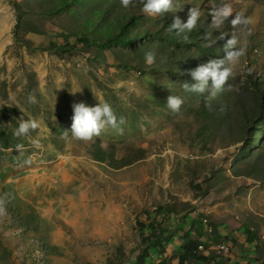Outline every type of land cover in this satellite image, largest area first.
I'll use <instances>...</instances> for the list:
<instances>
[{
  "label": "rangeland",
  "instance_id": "obj_1",
  "mask_svg": "<svg viewBox=\"0 0 264 264\" xmlns=\"http://www.w3.org/2000/svg\"><path fill=\"white\" fill-rule=\"evenodd\" d=\"M224 3L252 23L211 25ZM192 6L201 15L185 42L168 27ZM141 9L0 0V264H202L180 262L188 236L207 264H264V0ZM233 34L245 55L224 90L184 91L196 83L190 70L224 58ZM98 99L125 118L122 131L74 138L73 103ZM21 118L38 128L16 136ZM151 234L163 235L159 245Z\"/></svg>",
  "mask_w": 264,
  "mask_h": 264
},
{
  "label": "clouds",
  "instance_id": "obj_2",
  "mask_svg": "<svg viewBox=\"0 0 264 264\" xmlns=\"http://www.w3.org/2000/svg\"><path fill=\"white\" fill-rule=\"evenodd\" d=\"M120 3L122 7L128 8L133 4V0H120ZM140 3L142 4L141 11L146 15L152 16L173 12V0H140ZM200 15V9L192 6L189 9L187 21L182 22L178 16L174 17L173 22L168 27V31L172 32L175 30L176 35L182 36V39L187 42L189 37L185 33L191 32L196 28ZM212 17L211 25L216 28L223 25L226 20L230 21L233 28L240 25H250L252 23L251 19L242 13H234L233 8L227 3H224L219 8H214L212 10ZM210 35V33H206L205 38H210ZM223 37L224 35L222 34L220 39ZM236 45L237 39L233 34L224 45L226 51L224 58L210 59L206 63L190 70L189 74L196 83H183L182 87L184 91L200 94L208 92L213 97L223 91L225 84L232 76V67L230 65L239 63L240 57L245 55V49L243 47L237 48ZM145 61L148 65L153 64L155 62V54L151 51L146 52ZM209 81H211V84ZM30 102L35 103V98L30 97ZM182 104L183 100L178 96L170 95L167 98V106L174 112L179 111ZM206 107L211 109L210 104H206ZM72 108L71 135L79 140H91L93 137L99 136L104 129L109 127L122 131L120 126L126 122L122 116L118 120L111 105L104 100L98 99V103L95 106H89L81 101L73 103ZM38 126V122L35 119L29 118L25 120L21 118L14 134L16 136H24L30 130L38 128ZM65 134H68V132L65 131ZM31 143L36 148L41 147L39 141L36 139H33ZM22 148L23 145L16 146L18 151ZM4 203L3 200H0V215H3L5 212Z\"/></svg>",
  "mask_w": 264,
  "mask_h": 264
},
{
  "label": "trees",
  "instance_id": "obj_3",
  "mask_svg": "<svg viewBox=\"0 0 264 264\" xmlns=\"http://www.w3.org/2000/svg\"><path fill=\"white\" fill-rule=\"evenodd\" d=\"M153 235H155V234H151V236L155 240L153 239L152 243L150 244V247L159 245V244H157V242L159 241V239L161 237H163V235H159V236H157L158 237L157 238L156 236H153ZM250 241L254 242V239L250 238ZM200 245H201L200 241L193 240L192 238H190L188 236L187 244L182 247V250L179 254L180 255V262L185 263V262H188V261L194 259L196 261H201L202 264H203V262H204V264H205V262L207 264L209 259L205 256L199 255V253H198V250L200 249ZM200 251L202 252V250H200Z\"/></svg>",
  "mask_w": 264,
  "mask_h": 264
},
{
  "label": "built area",
  "instance_id": "obj_4",
  "mask_svg": "<svg viewBox=\"0 0 264 264\" xmlns=\"http://www.w3.org/2000/svg\"><path fill=\"white\" fill-rule=\"evenodd\" d=\"M202 224H204L207 227V225H208L207 220L203 219ZM210 231H212V230L210 229ZM217 247H218L219 251L224 252V253H229L231 251V247H230V245H228V243L218 244ZM202 249H204L203 244L200 245V250H202Z\"/></svg>",
  "mask_w": 264,
  "mask_h": 264
},
{
  "label": "bare ground",
  "instance_id": "obj_5",
  "mask_svg": "<svg viewBox=\"0 0 264 264\" xmlns=\"http://www.w3.org/2000/svg\"><path fill=\"white\" fill-rule=\"evenodd\" d=\"M204 220H207V219H204ZM207 224H208V220H207ZM211 227V226H210Z\"/></svg>",
  "mask_w": 264,
  "mask_h": 264
}]
</instances>
